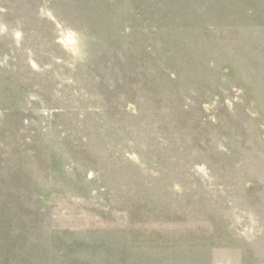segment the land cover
I'll return each instance as SVG.
<instances>
[{
	"label": "rangeland",
	"instance_id": "obj_1",
	"mask_svg": "<svg viewBox=\"0 0 264 264\" xmlns=\"http://www.w3.org/2000/svg\"><path fill=\"white\" fill-rule=\"evenodd\" d=\"M0 264H264V0H0Z\"/></svg>",
	"mask_w": 264,
	"mask_h": 264
}]
</instances>
